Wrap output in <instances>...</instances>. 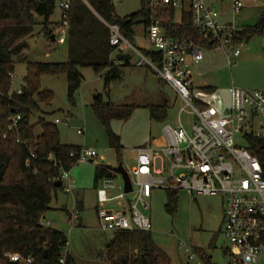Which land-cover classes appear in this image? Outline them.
<instances>
[{
    "label": "trees",
    "instance_id": "16d2710c",
    "mask_svg": "<svg viewBox=\"0 0 264 264\" xmlns=\"http://www.w3.org/2000/svg\"><path fill=\"white\" fill-rule=\"evenodd\" d=\"M57 1L0 0V264H18L6 256L15 253L25 258L33 257L34 264H77L69 252L64 255L68 244L65 232L43 224L42 219L50 210L54 195L62 190V186H55L60 168L70 169L74 161L71 153L78 152L82 146L62 143L57 125L44 118L31 123V114L41 111L40 103L50 104L54 98L52 91L41 88V77L65 74L70 101H74L84 81L82 68H91L98 75L104 73L106 89L111 81L121 78L120 66H129L131 56L120 53L114 56L116 50L109 42L110 32L105 21L116 22L132 43L137 24H142L146 32L152 22L159 19L169 35L192 38L207 49L214 47L211 42L202 40L193 27L188 9L181 12V20L177 22L175 8L170 6L161 10L159 6H152L149 0H141L137 12L121 18L116 14L112 0H87L88 4L83 0H70L65 42L67 60L29 61L25 82L20 88L22 92L12 91L15 57L29 47L27 38L34 35L36 26L41 25V33L53 41L51 19L57 10ZM263 33L264 7L255 25L238 29L233 37L237 42L247 41ZM142 51L152 58L155 56L151 50ZM206 90L213 89L206 87ZM199 104L205 107V104ZM91 107L106 129L109 147L122 158L120 136L113 131L111 122L129 119L137 106L115 105L97 95ZM147 108L153 120L163 121L167 117L166 102ZM12 115L21 116L18 131L8 130ZM37 127L42 129L39 135L35 134ZM246 141L264 168V140L248 135ZM109 176L111 169L106 164L96 166L95 182ZM168 194L166 207L173 211L176 191H168ZM44 250H47V256ZM101 255L109 264L166 263L151 231L117 232L106 243ZM207 264H212L210 259Z\"/></svg>",
    "mask_w": 264,
    "mask_h": 264
},
{
    "label": "built area",
    "instance_id": "2783aa9c",
    "mask_svg": "<svg viewBox=\"0 0 264 264\" xmlns=\"http://www.w3.org/2000/svg\"><path fill=\"white\" fill-rule=\"evenodd\" d=\"M88 4L87 0H83ZM120 0H112L113 3ZM161 10L173 7L177 12H191L193 27L202 40L214 44L212 49L196 43L192 38L169 35L156 19L147 28L145 39L149 42L152 58L137 48L121 31L116 22H106L110 32L109 42L117 52L130 55L136 67L151 68L158 79L170 85L183 101L180 114L187 109L197 115L199 123L191 132L182 124L163 127L166 144L163 147L143 145L131 150L136 155L129 165L122 154V166L132 185L126 192L125 179L121 173L111 169V176L102 177L97 189V218L104 230L112 232H150L151 221L146 214L150 209L152 192L185 190L196 196H221L225 226L223 235L229 246L226 254L229 264H264V168L259 157L250 149L246 137L253 135L264 140V89L245 90L232 87L229 109L220 111L216 106L193 105V65L204 61L205 52L221 49L226 53L228 66L235 63L241 53L243 41H235L233 25H222L218 21L221 10L210 8L205 0H149ZM233 11L239 13L245 0H231ZM57 10L62 20L57 27L55 41L66 42L69 27L70 0H58ZM21 93V89L17 90ZM20 115L9 119V131H18ZM65 120L55 119V123ZM82 133V130L78 131ZM19 141V140H18ZM98 156L93 147L82 146L72 152V167L81 162H91ZM56 165V164H55ZM60 168L62 190L74 193L77 184L71 169ZM115 178L119 183L115 184ZM79 211L73 209L69 215L71 227H75ZM190 251V249L187 248ZM67 249L64 251V255ZM12 262L34 264L33 257L6 254ZM64 257L60 260L64 262ZM202 264L195 253L189 256L188 264Z\"/></svg>",
    "mask_w": 264,
    "mask_h": 264
},
{
    "label": "rangeland",
    "instance_id": "374dc122",
    "mask_svg": "<svg viewBox=\"0 0 264 264\" xmlns=\"http://www.w3.org/2000/svg\"><path fill=\"white\" fill-rule=\"evenodd\" d=\"M205 2L210 8L220 4L219 23L233 25L237 29L255 25L264 7V0H246L245 8L235 13L231 0L226 2L205 0ZM114 7L116 14L123 18L137 12L141 8V0H120L114 3ZM188 8L189 1H186L185 10ZM51 20L53 23L51 28L55 33L54 23H60L62 20L59 10H56ZM180 20L181 12L179 11L176 21L180 22ZM41 28V25L36 26L34 35L27 38L29 48L15 57L12 91H17L23 86L29 61L65 62L67 60L66 45L49 40L44 33H41ZM134 30L135 46L139 49L149 48L150 44L144 37V26L137 24ZM243 43L240 48L241 57L231 67L227 65L223 50L205 52L206 61L213 56L216 60L207 70L201 68L203 75H199L198 70H195L193 79L196 88L192 89L194 106L199 107L197 99L216 107L220 106L228 102L232 87L245 90L264 89V33L255 35ZM46 53H49V56H45ZM81 72L84 81L77 90L74 101L68 99V83L65 74L43 75L41 88L52 91L54 98L50 104L40 103L41 111L32 113L30 121L36 123L40 118L52 123H55L56 118L65 120L55 123L63 142L93 147L98 151V158L94 162L77 165L72 171L77 189L84 190L86 193L85 207L79 209L84 223L72 228L67 213L60 209L49 210L42 220L44 222L52 220L51 227L65 232L68 238L67 252L77 264H109L101 253L106 243L114 237L115 232L102 229L97 218L96 192L93 189L95 164L115 167L123 161V157L120 158L108 145L106 129L91 107L95 96L100 95L103 101L109 100L115 105L136 104L138 106L129 119L115 120L111 123L113 131L121 137V143L125 148L122 154L125 153V159L129 165H133L136 158L131 150L139 147L140 142L150 134L151 137H156L151 146L163 147L165 146L163 134L165 125L177 126L180 118L187 131L191 132L192 126L199 123V119L190 111L191 109L180 114L184 105L183 101L173 88L158 79L151 68L134 65L120 66L121 78L111 81L108 89L105 87L104 73L98 75L88 67L82 68ZM206 82L215 85L217 88L215 92H202L201 87ZM164 97L170 102L167 117L163 121L151 120L145 106L152 102H160ZM79 130L83 132L79 133ZM41 133V127H37L35 134ZM80 181L83 182L80 183ZM118 183V178H115V184ZM58 198L59 201L69 203L68 207L72 208L73 194H67L60 189ZM175 200L174 210L169 211L166 207L169 201L168 191L154 190L149 200L150 209L146 211L152 224V239L158 249L163 252L165 264H187L191 253H195L202 264H207L208 259L212 264H229V257L225 252L229 244L223 235L225 226L223 198L190 195L185 190H178ZM52 202L54 204L56 199L54 198ZM191 264L195 263L191 262Z\"/></svg>",
    "mask_w": 264,
    "mask_h": 264
},
{
    "label": "crops",
    "instance_id": "0c3cea01",
    "mask_svg": "<svg viewBox=\"0 0 264 264\" xmlns=\"http://www.w3.org/2000/svg\"><path fill=\"white\" fill-rule=\"evenodd\" d=\"M228 1V0H227ZM246 1V0H245ZM244 1V2H245ZM248 1H250V0H248ZM222 2H224V0H222ZM219 8H220V4H219ZM245 8V3H244V7H243V9ZM220 10H221V8H220ZM177 14H178V12H177ZM59 16L60 17H62V14H61V12H59ZM54 25H55V28H56V31H55V33L53 34L54 35V38H53V41H55V38H56V36H57V27H58V25H59V22L58 23H54ZM240 29V28H239ZM145 35H146V32H145V34H144V37H145ZM56 42V41H55ZM133 44H135V43H133ZM64 45H65V43H64ZM29 48V47H28ZM144 49H148V50H151V47H149V48H145V47H143ZM215 50H218V49H213V50H208L210 53L211 52H214ZM117 53H120V52H117L116 51V53H114V56L117 54ZM225 53V52H224ZM120 54H122V53H120ZM45 56H49V53H46L45 54ZM66 57H67V46H66ZM214 57V56H213ZM213 57H209L208 58V61H206V58H204V61L203 62H200V63H198V64H194L193 65V72H194V75H195V70H198V74L199 75H203L202 74V72L200 71L201 70V68L203 69V70H207V68H209L210 66H212L214 63H215V58H213ZM240 57H241V53H240V55L238 56V57H236L235 58V63L234 64H236L238 61H239V59H240ZM225 59H226V53H225ZM52 62H54V61H52ZM56 62V61H55ZM226 62H227V59H226ZM130 65H133V58L131 57V59H130ZM227 65H228V63H227ZM82 73V72H81ZM157 76V75H156ZM208 80H210L209 78H207ZM207 83H211V82H206V84H204L201 88H202V92L204 93V92H210V93H212V92H215V90L217 89L216 87H215V85H213V84H207ZM213 83V82H212ZM168 85V84H167ZM170 86V85H169ZM171 87V86H170ZM206 87H211L213 90H211V91H209V90H206ZM172 88V87H171ZM193 88H196L195 87V85H193V87H192V89ZM174 90V89H173ZM175 91V90H174ZM175 93H176V91H175ZM177 94V93H176ZM214 95V94H213ZM178 96V95H177ZM96 97V96H95ZM162 101H160V102H155V103H151V104H148L147 106H145V107H148V106H151V105H158V104H161V103H164V102H166L167 103V105H168V108H169V101L164 97V98H162L161 99ZM230 100H231V93H230V96H229V100H228V102H226V103H224V104H221L220 106H217V108L218 109H220V111H222V112H226L228 109H229V106H230ZM109 101V100H108ZM111 102V101H110ZM197 103L199 104V103H203V104H206V103H208V102H205L204 100H199V99H197ZM134 105H136V104H134ZM200 105V104H199ZM138 107V106H137ZM148 109V108H147ZM135 112V111H134ZM148 112H149V110H148ZM149 118H151L150 117V113H149ZM151 120H153V119H151ZM113 121H115V120H113ZM112 123V122H111ZM112 125V124H111ZM117 134V133H116ZM120 136V135H119ZM147 138H148V140H147ZM147 138H144L141 142H140V145L139 146H141V144L142 145H149V146H151V144H152V141H153V139H155L156 137H151V134L147 137ZM165 139V138H164ZM120 141H121V137H120ZM165 141V144H166V140H164ZM62 143H64V144H71V145H77V144H73V143H68V142H63L62 141ZM121 145L123 146V144L121 143ZM77 146H82V145H77ZM123 149H125L124 148V146H123ZM97 153H98V151H97ZM97 158H98V156H97ZM96 158V159H97ZM95 159V160H96ZM95 160H93V161H91V162H81V163H77V164H75L73 167H72V169H71V172L73 171V168L75 167V166H79V165H81V164H87V163H92V162H94ZM98 164H100V163H96L95 164V169H96V166L98 165ZM94 178H95V174H94ZM83 181H80V183H82ZM94 183H95V185L93 186V189L95 190V192H96V202H97V189H98V187H99V181L98 182H95L94 181ZM96 183H97V185H96ZM73 194V206H72V208H69L68 207V204H67V202L66 201H59V198H58V192L54 195L55 197V199H56V202L53 204V202H51V204H50V210H64L65 211V213H67V216L69 217V215L71 214V212L73 211V209H77L78 211H80L79 209L80 208H84L85 207V198H86V193H85V191L84 190H82L81 191V189L80 190H78L77 189V187H76V189H75V191H74V193H72ZM53 198V199H54ZM53 199H52V201H53ZM95 209H97V203H96V206H95ZM81 214H80V212H79V216H78V218H77V220H76V224H75V226L76 225H82L83 223H84V220L81 218V216H80ZM46 217V215L44 216V218ZM43 218V219H44ZM52 221V220H51ZM51 221L50 220H47L46 222H44L43 220H42V223L43 224H45V225H48V226H51ZM56 229H58V228H56ZM60 230V229H59ZM187 264H188V262H187Z\"/></svg>",
    "mask_w": 264,
    "mask_h": 264
},
{
    "label": "water",
    "instance_id": "95a60500",
    "mask_svg": "<svg viewBox=\"0 0 264 264\" xmlns=\"http://www.w3.org/2000/svg\"><path fill=\"white\" fill-rule=\"evenodd\" d=\"M226 1L227 0H224V2H226ZM214 8L216 10H219V4L214 5ZM52 37L54 38V35ZM36 100H37V98H36ZM107 167L122 174V176L125 179V190H126V192H131L132 191V185H131V182H130V179L128 177V174H127L126 170L122 166V163H120L119 165H117L115 167H113L112 165H107ZM55 186L56 187H60L61 186V181L57 180L55 182ZM43 253H44L45 256H47V250H44ZM121 258H123V255H121Z\"/></svg>",
    "mask_w": 264,
    "mask_h": 264
}]
</instances>
